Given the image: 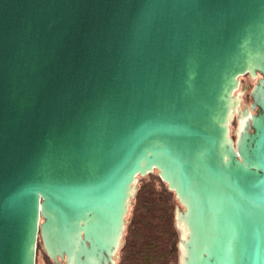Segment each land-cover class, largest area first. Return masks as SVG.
<instances>
[{"label": "water", "instance_id": "obj_1", "mask_svg": "<svg viewBox=\"0 0 264 264\" xmlns=\"http://www.w3.org/2000/svg\"><path fill=\"white\" fill-rule=\"evenodd\" d=\"M155 170L180 264H264V0H0V264H116Z\"/></svg>", "mask_w": 264, "mask_h": 264}, {"label": "trees", "instance_id": "obj_2", "mask_svg": "<svg viewBox=\"0 0 264 264\" xmlns=\"http://www.w3.org/2000/svg\"><path fill=\"white\" fill-rule=\"evenodd\" d=\"M139 182L117 264H179L175 193L155 173L141 177ZM46 258L54 264L48 255Z\"/></svg>", "mask_w": 264, "mask_h": 264}, {"label": "rangeland", "instance_id": "obj_3", "mask_svg": "<svg viewBox=\"0 0 264 264\" xmlns=\"http://www.w3.org/2000/svg\"><path fill=\"white\" fill-rule=\"evenodd\" d=\"M257 81H258V78H253L249 74L240 77V86L237 89V91L235 92V96L238 98L239 104L237 106L238 107L237 111L234 113L233 119H232V121L230 123V136L234 140H236V138L238 136V131H239V127H240V116H241V114H239V113L240 112H244L245 113V111H247V110H249L251 113L255 112V110H253L252 107H251V105H252L251 92H252L255 84L257 83ZM154 173L159 175L157 170H155ZM140 178L141 177H138V180H137V182L135 184L136 192H137L138 186L140 185V182H139ZM135 195H134V197L132 199V203H131V207H130V210H129L128 218L130 217V211H131V208H132V204H133ZM175 199H176V205H177V207H176V213H177V210H181L182 211L184 209V206L180 203L179 199H177L176 195H175ZM176 227H177V230L179 231V235H180V239H181L183 237V235H182L180 227L177 226V221H176ZM40 242H41L42 246H41L40 250L37 253V263L36 264H49L48 261H47V258H46L47 254L45 252L42 239L40 240ZM179 244H180V242H179ZM119 253H120V250H119ZM118 255L120 256V254H118ZM180 257H181V249H180ZM180 257H179V264L181 262ZM118 260H119V257L117 258V262H118Z\"/></svg>", "mask_w": 264, "mask_h": 264}, {"label": "bare ground", "instance_id": "obj_4", "mask_svg": "<svg viewBox=\"0 0 264 264\" xmlns=\"http://www.w3.org/2000/svg\"><path fill=\"white\" fill-rule=\"evenodd\" d=\"M237 108H238L237 106L233 108L232 118H233L234 113L237 111ZM243 113L244 112L239 113V114H241V116H240V127H239L238 133L246 127L248 119H249L250 115L252 114L251 112H249L248 116H243ZM177 221H178V225L181 229L183 238H186L188 235V228L186 226L185 220L183 219V213L181 212V210H179L177 213Z\"/></svg>", "mask_w": 264, "mask_h": 264}]
</instances>
